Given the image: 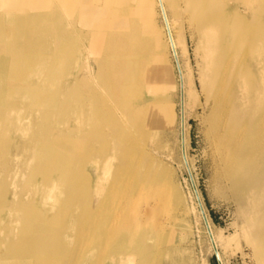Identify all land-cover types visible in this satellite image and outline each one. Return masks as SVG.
Wrapping results in <instances>:
<instances>
[{
	"label": "bare ground",
	"instance_id": "6f19581e",
	"mask_svg": "<svg viewBox=\"0 0 264 264\" xmlns=\"http://www.w3.org/2000/svg\"><path fill=\"white\" fill-rule=\"evenodd\" d=\"M58 1L0 0V264H182L183 199L154 154L173 126L168 47L185 155L196 96L167 7L200 39L217 191L264 264V0Z\"/></svg>",
	"mask_w": 264,
	"mask_h": 264
},
{
	"label": "rangeland",
	"instance_id": "374dc122",
	"mask_svg": "<svg viewBox=\"0 0 264 264\" xmlns=\"http://www.w3.org/2000/svg\"><path fill=\"white\" fill-rule=\"evenodd\" d=\"M167 12L174 33L177 34L179 31L181 36L182 45L178 48L180 61L185 73L192 81V88L196 96V99L190 101L186 108L187 144L185 155L181 134L179 69L176 59L168 47L166 64L175 84L172 89L173 126L166 128V134H163L158 142V144L161 143V147L158 151L155 150L154 154L167 164L170 171L172 170V182L183 199V204L174 212V216H177L176 219H171L172 227H169L168 231L169 243L177 247L178 252L175 258L179 263L220 264L217 254L211 246V239L203 218V215H207L217 238L223 264H259L253 246L242 234L243 222L239 216L237 204L232 198L221 195L217 191L215 164L206 137L204 122V118L209 112V105L201 84L203 53L200 39L187 19V21L178 20L168 7ZM155 19L163 36H166L163 17L158 5H156ZM84 76V73L81 72L82 81L85 79ZM154 146L157 147V144ZM145 201L143 205L148 202ZM201 207L204 209L203 211ZM166 216L168 217L166 218ZM153 218L155 221L164 223L170 216L158 211Z\"/></svg>",
	"mask_w": 264,
	"mask_h": 264
},
{
	"label": "water",
	"instance_id": "95a60500",
	"mask_svg": "<svg viewBox=\"0 0 264 264\" xmlns=\"http://www.w3.org/2000/svg\"><path fill=\"white\" fill-rule=\"evenodd\" d=\"M175 59H176V62H177V66H178V69H179V73H180V75H181V69H180V67H179V63H178V59H177V57H176V54H175ZM205 219H206V216H205ZM206 222H207V220H206ZM207 226H208V222H207ZM211 239H212V242H213V244H214V241H213V237H212V235H211ZM215 250H216V254H217V257H218L219 263L222 264V263H221V260H220V257H219V254L217 253V249L215 248Z\"/></svg>",
	"mask_w": 264,
	"mask_h": 264
}]
</instances>
